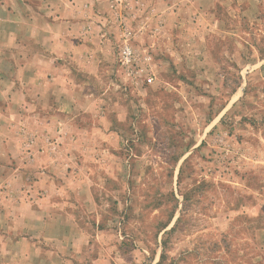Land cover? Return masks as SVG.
<instances>
[{"label":"rangeland","instance_id":"rangeland-1","mask_svg":"<svg viewBox=\"0 0 264 264\" xmlns=\"http://www.w3.org/2000/svg\"><path fill=\"white\" fill-rule=\"evenodd\" d=\"M109 3L99 40L44 47L0 0V262L19 264V226L44 229L19 201L47 194L49 169L53 243L102 257L81 264H264V0ZM125 25L152 83L123 71ZM35 50L69 64L70 92H38Z\"/></svg>","mask_w":264,"mask_h":264},{"label":"crops","instance_id":"crops-1","mask_svg":"<svg viewBox=\"0 0 264 264\" xmlns=\"http://www.w3.org/2000/svg\"><path fill=\"white\" fill-rule=\"evenodd\" d=\"M59 2L61 3L55 5V0H19V30L22 31L24 37L29 38L30 44L36 46L41 44L46 47L47 44L43 41H63L62 43L65 44L66 41L67 43L68 41H78L77 38L80 41L99 40L95 33L100 28L98 21L110 9L109 0H59ZM7 8H5V12H7ZM40 15L44 17V21H40ZM26 58L25 69L31 73L33 78L43 79L37 82V86L41 88L38 92L43 94L45 92L50 97L52 94L61 95L72 90V85L68 80L70 77L69 70H71L69 64L62 65L59 59L41 50L27 54ZM76 59L86 63L84 54L80 55V58L76 56ZM48 76L49 81L46 83L44 79ZM54 81L58 83L59 87L53 90ZM45 84H47V89L44 90L45 86L43 85ZM41 108H46L49 111L48 119L51 124L63 123L62 121L70 117L56 105L55 107L47 105ZM6 115L7 112L1 111L0 119L2 120ZM21 116L22 114L19 112V117ZM37 177L43 182V189L46 190L47 194L43 198L19 201V222L43 221L45 230H37L34 225L30 226L32 229H26L24 227L26 225L19 226V264H34L32 261L36 257L38 258L35 261H41L43 264H81L83 260H86V257L101 263L102 257L94 258L95 253H85L83 247L82 249L76 248L81 259L74 260L69 257L71 253L64 243L63 245L59 243L61 247L57 246V243H53L52 240L57 234L49 229L50 208H47L52 205L49 194L51 186L49 185L53 181L50 180L49 169L38 170ZM39 184L40 182L36 181V187L40 188ZM39 235L48 239L46 245L40 244V240H35ZM62 235L60 236L66 237L65 235L68 234L63 231ZM77 235L80 236L81 232L79 231ZM0 264L10 263L4 260Z\"/></svg>","mask_w":264,"mask_h":264},{"label":"built area","instance_id":"built-area-1","mask_svg":"<svg viewBox=\"0 0 264 264\" xmlns=\"http://www.w3.org/2000/svg\"><path fill=\"white\" fill-rule=\"evenodd\" d=\"M127 0H114V8L119 12L123 7V3ZM125 41L119 48V62L123 68L126 76L136 80L138 84V78L143 75V82L152 83L155 80L153 67L150 64L143 65L140 63L141 57L138 51L134 48L130 39V31L128 26H124Z\"/></svg>","mask_w":264,"mask_h":264}]
</instances>
